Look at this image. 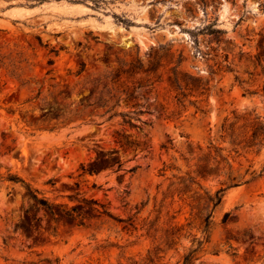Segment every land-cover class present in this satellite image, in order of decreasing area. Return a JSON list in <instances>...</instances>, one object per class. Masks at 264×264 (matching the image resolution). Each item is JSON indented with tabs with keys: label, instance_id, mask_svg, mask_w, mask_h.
<instances>
[{
	"label": "rangeland",
	"instance_id": "rangeland-1",
	"mask_svg": "<svg viewBox=\"0 0 264 264\" xmlns=\"http://www.w3.org/2000/svg\"><path fill=\"white\" fill-rule=\"evenodd\" d=\"M235 112L264 123V0H0V264L146 263L157 246V264H264V146L235 145ZM199 145L221 175L181 193ZM222 186L205 230L214 206L191 195Z\"/></svg>",
	"mask_w": 264,
	"mask_h": 264
},
{
	"label": "trees",
	"instance_id": "trees-1",
	"mask_svg": "<svg viewBox=\"0 0 264 264\" xmlns=\"http://www.w3.org/2000/svg\"><path fill=\"white\" fill-rule=\"evenodd\" d=\"M226 31L222 28H212V33H215L216 35L220 36L221 34L225 33ZM125 71H120L118 75L123 73ZM177 73V72H176ZM194 81V86L196 88L202 87L203 89H208L206 85L208 82L203 83L201 78H193L189 76ZM179 75L177 73L176 81H179ZM189 84V83H188ZM133 93H130L132 95ZM125 115H129V113H123ZM229 118H226V122L223 124V129L227 132H230V135L233 136L235 133V145L237 146H243V147H255L258 146V151L261 150V147L264 146V123L260 120L259 116H254L252 112L241 114L238 112H235V120L231 122H227ZM133 143V142H132ZM197 149V150H196ZM213 147L209 146L208 151H205L202 146L192 147L190 148V154L192 155H198V161H197V167L195 169L196 175L192 176L189 175V177L181 176L180 178V192L181 193H188L192 190L191 184L196 182V178H203L208 179L211 176H220L222 172V167L220 164L222 161L226 159V157L220 156L219 159L217 154L218 149H215L216 153L213 152ZM212 161L215 163L212 165ZM86 172V170H85ZM9 179L14 181H22L27 186V193L35 200V202L39 205H43L46 207L49 213L53 215L54 218L57 217V213L54 209V204L50 203L46 198L39 196V191L37 189H34L29 183L25 182L22 178H19L18 176H15L13 174H10L8 176ZM229 179L233 181V184L231 185H239L243 182V177H239L238 175L232 176L229 175ZM223 184L226 183V181L222 182ZM226 187L222 186L216 192L212 193L210 191H205V195L202 193H197V191L191 195L193 198V201H195V207H200L201 203H204L203 209H208L210 204H213V209L209 212H200V217L202 219V224L205 225V230H209V227L212 223V216L213 211L217 205H219L222 201L223 194ZM85 203H96L97 201L93 199H86L83 198L82 200ZM62 211L64 214H66L69 217L76 218L78 216H81V213L77 211V206L74 205L70 208H62ZM103 212L109 213V211L104 208ZM231 214V211H227L224 216V221H227L229 216ZM84 216H82L81 220L79 221V224H84ZM155 222L150 223V230L154 228ZM179 228H176L175 226L171 229L167 230V239L169 240V244L172 245L175 242V236L178 232ZM161 248L157 246L154 250L149 249V253L147 256V262H139L138 260L134 261L133 264H157V260L161 259V255L159 254V250ZM196 249H192L189 253H186L184 255L183 264H196L195 260L197 257H194V251Z\"/></svg>",
	"mask_w": 264,
	"mask_h": 264
}]
</instances>
